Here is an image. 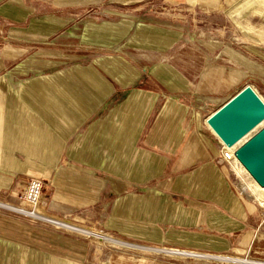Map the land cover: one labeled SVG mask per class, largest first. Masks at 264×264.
<instances>
[{
	"label": "crops",
	"instance_id": "crops-1",
	"mask_svg": "<svg viewBox=\"0 0 264 264\" xmlns=\"http://www.w3.org/2000/svg\"><path fill=\"white\" fill-rule=\"evenodd\" d=\"M156 1L0 0V203L23 206L38 178L39 211L57 220L143 241L173 226L186 235L173 248L193 250L176 254L264 257V214L238 197L207 124L245 86L264 95V54L190 38L194 0H171L173 33L154 49L142 36L131 60L98 53L111 44L97 12L130 19ZM65 229L0 207V264H90Z\"/></svg>",
	"mask_w": 264,
	"mask_h": 264
},
{
	"label": "rangeland",
	"instance_id": "rangeland-1",
	"mask_svg": "<svg viewBox=\"0 0 264 264\" xmlns=\"http://www.w3.org/2000/svg\"><path fill=\"white\" fill-rule=\"evenodd\" d=\"M199 1H203V3H199ZM214 1L194 0V16L192 20L195 31L192 33L191 30H188V36L194 39L203 37V41L207 44H221L222 47H227V51H229V48L242 55L247 54V52L263 55L264 0ZM198 3L201 7H196ZM172 4L171 0H157L146 5L141 4L140 11L137 4L132 5L130 7V19H120L117 15L110 16L109 13L103 14L97 10L99 11L97 12V27L99 31L97 42L100 44H111L106 47L108 48L107 50L105 47L99 46L98 53H108L114 59H118L123 54L124 58L131 60L136 58L138 54V56L143 54V49H139L134 43L137 38L143 39V37L147 40L146 48L154 49V40L173 33L174 9ZM138 12L141 13L140 17L138 16L139 20L132 18ZM154 15L157 17H154ZM178 20L184 22L185 18H179ZM138 23L142 25H138ZM180 26L182 27V25ZM180 26L178 27L181 28ZM127 28H130L129 35H124ZM139 28L142 30L140 33L138 32ZM187 29H191V27ZM110 30L113 34H109ZM127 37H129L130 52L124 49ZM146 51V57L150 56L148 55L149 52H153L148 49ZM127 53H129V57ZM257 95L264 103V95ZM225 165L230 167L227 164ZM231 168L233 176L238 178H235L234 181L238 180L241 182L237 189L238 197H242L243 200L254 204L264 214V202H261V200H264V191H259L253 185L254 183L251 182L250 177L239 168L236 166ZM59 224L62 225V223ZM63 224L82 228L92 233L90 235L71 230L72 233L78 234L89 241L91 245L90 257L88 258L90 264H264V257L257 258L249 254H207L204 257L176 254L173 252V249H175L173 246L180 242L178 239H183L186 235L179 232L173 235V226L166 228L167 232L158 241H143L130 236L123 238L122 236L109 235L99 229L81 227L70 222H64ZM194 229L195 232L200 231L197 227ZM65 230L69 231V229ZM175 250L187 251L186 253L193 251L187 249ZM197 253L200 254L201 252ZM223 258L241 261L231 262Z\"/></svg>",
	"mask_w": 264,
	"mask_h": 264
},
{
	"label": "water",
	"instance_id": "water-1",
	"mask_svg": "<svg viewBox=\"0 0 264 264\" xmlns=\"http://www.w3.org/2000/svg\"><path fill=\"white\" fill-rule=\"evenodd\" d=\"M264 120V104L250 86H245L219 108L207 124L222 143L231 148ZM234 156L247 174L264 187V126L237 147Z\"/></svg>",
	"mask_w": 264,
	"mask_h": 264
},
{
	"label": "built area",
	"instance_id": "built-area-1",
	"mask_svg": "<svg viewBox=\"0 0 264 264\" xmlns=\"http://www.w3.org/2000/svg\"><path fill=\"white\" fill-rule=\"evenodd\" d=\"M236 149L237 147L233 149L224 147L221 152L222 162L230 167L236 166L237 160L234 156ZM42 193H43V181L38 178H31L28 180L25 189L20 194V198L24 204L23 206H11L8 204L0 203V207L10 210L11 212L19 214L25 218H30L41 222H45L54 227L65 228L58 225V223H64L61 220L52 218L47 214L39 211V206L42 199Z\"/></svg>",
	"mask_w": 264,
	"mask_h": 264
},
{
	"label": "bare ground",
	"instance_id": "bare-ground-1",
	"mask_svg": "<svg viewBox=\"0 0 264 264\" xmlns=\"http://www.w3.org/2000/svg\"><path fill=\"white\" fill-rule=\"evenodd\" d=\"M255 92V91H254ZM256 93V92H255ZM258 96V95H257ZM259 97V96H258ZM260 99V98H259ZM261 100V99H260ZM261 102L263 103V101L261 100ZM264 104V103H263ZM264 126V120H263V122H261L254 130H253V132L252 133H250L249 135H247V136H245L241 141H239L237 144H235V145H233L230 149H233V148H236V147H238V146H240L244 141H246L248 138H249V136L250 135H252L254 132H256V131H258L260 128H262ZM238 166H240L241 168H242V170H243V172L244 173H246L247 174V172H246V170L243 168V166L238 162V161H236V167L238 168ZM248 175V174H247ZM249 176V175H248ZM250 177V176H249ZM250 179L254 182V184H255V187L259 190V191H261V192H263L264 191V187H260L258 184H256V182L250 177ZM261 200V199H260ZM261 202L263 203L264 202V200H261ZM261 203V204H262ZM58 225H60L59 223H58ZM62 225H64L65 226V228H67V229H70V230H73V231H78V232H81V233H84V234H92V233H90L89 231H87V230H85V229H82V228H76V227H73V226H70V225H68V224H63L62 223ZM62 225H60V226H62ZM64 226H62V227H64ZM103 238V237H102ZM109 239V238H108ZM223 259H228L229 261H231V262H240L239 260H237V259H230V258H223ZM225 261H227V260H225ZM253 264H256V263H253Z\"/></svg>",
	"mask_w": 264,
	"mask_h": 264
}]
</instances>
